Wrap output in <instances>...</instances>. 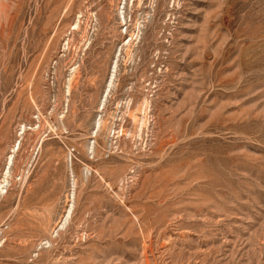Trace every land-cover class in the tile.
<instances>
[{"label":"rangeland","instance_id":"rangeland-1","mask_svg":"<svg viewBox=\"0 0 264 264\" xmlns=\"http://www.w3.org/2000/svg\"><path fill=\"white\" fill-rule=\"evenodd\" d=\"M0 264H264V0H0Z\"/></svg>","mask_w":264,"mask_h":264},{"label":"bare ground","instance_id":"bare-ground-1","mask_svg":"<svg viewBox=\"0 0 264 264\" xmlns=\"http://www.w3.org/2000/svg\"><path fill=\"white\" fill-rule=\"evenodd\" d=\"M78 26V25H77Z\"/></svg>","mask_w":264,"mask_h":264}]
</instances>
